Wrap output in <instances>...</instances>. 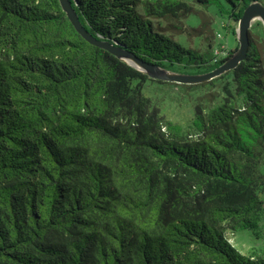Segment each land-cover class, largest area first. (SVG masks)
I'll return each instance as SVG.
<instances>
[{
    "label": "trees",
    "instance_id": "trees-1",
    "mask_svg": "<svg viewBox=\"0 0 264 264\" xmlns=\"http://www.w3.org/2000/svg\"><path fill=\"white\" fill-rule=\"evenodd\" d=\"M255 2L71 0L97 39L198 74L239 48L213 55L215 15L233 29ZM250 32L235 69L178 84L88 43L59 0H0V264H264L227 235L264 241L262 22ZM149 81L207 88L182 123Z\"/></svg>",
    "mask_w": 264,
    "mask_h": 264
},
{
    "label": "rangeland",
    "instance_id": "rangeland-1",
    "mask_svg": "<svg viewBox=\"0 0 264 264\" xmlns=\"http://www.w3.org/2000/svg\"><path fill=\"white\" fill-rule=\"evenodd\" d=\"M215 16L216 21L214 24L213 42L216 49L213 55L223 56L226 52H229V50L239 45L237 40L239 23H233L232 27L234 26V28L226 30L222 25L221 16L217 14ZM257 21L260 20H256L254 23ZM189 22L195 27L199 26V18L197 16H192L189 19ZM176 39L186 44L188 47H197L201 50H205L207 48V41L203 38L192 37L186 34L176 37ZM219 48H221V50H219ZM201 70L204 71L205 69L202 68ZM194 71L195 70L191 68L176 66L173 72L190 75L198 74ZM206 88L207 87L205 86H200L187 89L183 86H175L168 83L149 81L144 89V93L146 96L150 97L154 103L157 104L162 114L166 118L184 123L188 121L194 113L196 99ZM261 171L264 173V161L261 165ZM260 196L264 201V189L260 192ZM227 235L234 246L245 255H252L253 251H259L264 246V241L261 239H256L249 230L243 229L233 232L228 231Z\"/></svg>",
    "mask_w": 264,
    "mask_h": 264
},
{
    "label": "water",
    "instance_id": "water-1",
    "mask_svg": "<svg viewBox=\"0 0 264 264\" xmlns=\"http://www.w3.org/2000/svg\"><path fill=\"white\" fill-rule=\"evenodd\" d=\"M59 2L72 26L78 34H80L82 38H84L91 45L108 51L116 58L147 74L152 79L186 85L205 83L235 69L248 54L250 48V30L254 21L260 20L264 26V5L259 2L250 4L246 7L242 18L239 21V28L237 32V40L239 42L238 50L232 54L228 60L213 71L190 75L173 72L157 65L144 62L132 53L111 44L110 42L97 39L83 26L79 20L78 14L71 4V0H59Z\"/></svg>",
    "mask_w": 264,
    "mask_h": 264
}]
</instances>
